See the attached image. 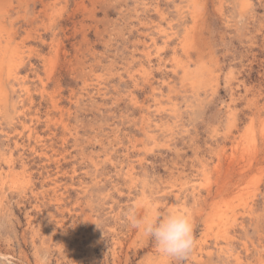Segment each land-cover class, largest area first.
<instances>
[{"label": "rangeland", "instance_id": "1", "mask_svg": "<svg viewBox=\"0 0 264 264\" xmlns=\"http://www.w3.org/2000/svg\"><path fill=\"white\" fill-rule=\"evenodd\" d=\"M133 213L264 264V0H0V264H177Z\"/></svg>", "mask_w": 264, "mask_h": 264}, {"label": "clouds", "instance_id": "2", "mask_svg": "<svg viewBox=\"0 0 264 264\" xmlns=\"http://www.w3.org/2000/svg\"><path fill=\"white\" fill-rule=\"evenodd\" d=\"M129 224L143 237L153 241L160 254L177 264L186 259L195 247L193 223L186 214L170 213L161 217L159 214L137 216L133 213Z\"/></svg>", "mask_w": 264, "mask_h": 264}]
</instances>
